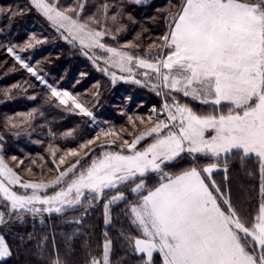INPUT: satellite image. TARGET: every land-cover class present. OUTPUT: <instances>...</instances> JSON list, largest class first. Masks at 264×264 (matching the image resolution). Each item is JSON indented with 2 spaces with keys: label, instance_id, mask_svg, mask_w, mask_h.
<instances>
[{
  "label": "snow or ice",
  "instance_id": "1",
  "mask_svg": "<svg viewBox=\"0 0 264 264\" xmlns=\"http://www.w3.org/2000/svg\"><path fill=\"white\" fill-rule=\"evenodd\" d=\"M86 2L79 0L77 7L61 8L59 0H30L65 40L74 45L78 42L82 54L89 56L91 52L89 59L94 63L103 60L107 67L101 71L117 68L127 73L119 79L164 95L160 110L164 118H159L156 109L152 110L157 116L155 122L151 115L147 121L129 116L133 130L137 120L147 125L131 141L121 135L128 132L125 128L119 132L101 129L79 148L60 155L58 162L54 159L58 175L47 182L23 179L2 154L0 136V226L29 214H64L83 207L85 202L91 207L102 200L104 222L110 225L112 206L123 202V215L136 235L122 231L121 236L134 254H146L142 264H154V253L161 256V264H264V0H180L178 6H172L175 11L165 17L167 31L160 37H150L152 43L143 52L141 33L123 44L117 40L127 31V26L118 22L124 15L122 5L111 11L113 5L105 3L96 13L82 18ZM130 2L140 4L141 0ZM127 18L136 23L130 13ZM108 21L113 22L115 31L106 26ZM105 37L117 46L104 43ZM32 47V43L25 45ZM96 50L106 55L98 56ZM7 52L42 79L13 46H8ZM110 75L115 83L116 73ZM137 75L143 79H137ZM46 86L60 105H70L69 111L77 109L93 117L77 96ZM173 92L212 110L198 112ZM93 95L98 98L100 93L97 90ZM224 107L226 112L221 110ZM37 111L7 117L5 127L27 125ZM102 136L115 139L105 142ZM117 140L122 141L117 145L119 150L104 151L99 156L90 147L97 142L102 147L116 145ZM57 151L50 146L53 157ZM89 153L93 158L86 163L83 158ZM237 153L243 157L255 155L260 160L261 198L253 213L236 208L228 192L212 178L219 167L215 161ZM68 157L76 159L71 162ZM186 158H190L186 166L168 170ZM199 159L213 162L199 164ZM11 160L17 165L24 163L16 156ZM150 174L158 180L153 187L147 183ZM112 190L116 194L108 196ZM104 237L101 256H90L88 264H111L112 241L107 232ZM53 248L51 264H67L55 250L54 238ZM10 255L9 245L0 234V259Z\"/></svg>",
  "mask_w": 264,
  "mask_h": 264
},
{
  "label": "trees",
  "instance_id": "2",
  "mask_svg": "<svg viewBox=\"0 0 264 264\" xmlns=\"http://www.w3.org/2000/svg\"><path fill=\"white\" fill-rule=\"evenodd\" d=\"M170 1L172 0H147L146 3L136 4L130 0H87L81 15L82 18H86L96 13L97 8L105 3L113 5L111 11L116 10V5H122L124 15L118 18V22L126 25L127 31L120 33L117 40L123 44L132 40L137 33H141L139 43H141L140 51L143 52L147 45L152 43L150 37H159ZM78 3L79 0H59L61 8L77 7ZM0 8L5 9L0 12L2 154L23 179L45 182L55 179L58 172L53 160L58 162L60 155L68 149L79 148L80 144L95 137L101 129L112 128L119 132L121 128H125L135 134L136 130H133L128 117L146 118L149 115L150 102L147 103L146 97L153 95L150 88L119 79L121 75L126 76V73H121L117 68L109 67L107 73L101 71L100 69L107 67L103 60L94 63L89 59L91 52L89 56L82 54L78 42L74 45L65 40L51 22L30 3V0H0ZM13 12L16 14L13 15ZM129 13L136 23L128 20ZM106 26L115 31L113 22L108 21ZM144 29L147 31L145 32ZM33 36L35 40L32 39ZM37 40L40 43H36ZM103 42L117 46L109 37H105ZM156 42L159 43V40ZM26 43H32L33 47L25 48ZM8 46H13L24 62L36 69L39 77L45 74L48 81L54 80L51 82L57 84L58 90H66L77 96L79 102L90 108L93 117L84 116L77 109L69 111L70 105H60L56 98L51 97L50 90L46 86L47 82L24 69L15 57L7 52ZM95 54L106 55L100 50H96ZM111 72L116 73L115 83L112 81ZM82 73L85 75L82 76ZM137 77L140 79L141 76L137 75ZM12 85L19 87L13 88ZM97 90L100 93L98 98L93 95ZM155 98L157 100L159 96L155 94ZM33 109L38 111L29 124L14 129L10 126L5 127L7 117L16 118L18 114L29 113ZM94 117L102 120L103 124H97L101 127L95 126ZM136 124L139 129L144 127L138 120ZM128 132L121 133L124 139L128 138ZM109 139L115 137H101V141L106 142ZM120 143L122 142L117 140L116 145L112 147L108 144L102 147L100 142H97L90 147L98 156L104 149L119 150L117 145ZM50 146L58 150L56 157L51 155ZM93 153L84 157V162H90ZM12 156L23 160L24 163L17 165L16 161L11 160ZM41 157L43 160L40 159ZM67 159L74 162L76 158ZM188 159L190 158L178 162L168 170L176 171L179 167L186 166ZM33 160L36 161L35 164L32 163ZM215 162L219 167L214 170L213 179L221 190L228 192L236 208L243 207L245 214L253 213L261 198L259 158L255 155L243 157L242 153H237L229 154L226 158L221 157ZM66 166H61V170ZM29 168L31 171H28ZM154 176L155 174L148 176L149 187L156 184V181H149ZM47 191L48 194L52 193V190ZM74 219H79L80 223L72 222ZM104 220L103 200L91 207L85 202L83 207L64 214L43 213L34 217L29 214L23 220H13L0 226V234L4 235L11 252V255L0 261V264H51L55 255L53 238L55 250L67 261V264H88L90 256H101L104 233L107 232L109 238H114ZM114 258L111 253V264H129L126 260L116 263Z\"/></svg>",
  "mask_w": 264,
  "mask_h": 264
},
{
  "label": "rangeland",
  "instance_id": "3",
  "mask_svg": "<svg viewBox=\"0 0 264 264\" xmlns=\"http://www.w3.org/2000/svg\"><path fill=\"white\" fill-rule=\"evenodd\" d=\"M147 0H141V4L142 3H146ZM180 3V0H172L169 2V4L167 5V13L164 15V19H163V22L164 24H162V30L161 32H159V37L162 36L165 31H167V27H166V24H165V17L169 15V12L170 11H175V8H173L172 6L173 5H176L178 6ZM1 9V8H0ZM41 13V12H40ZM42 14V13H41ZM43 15V14H42ZM160 42V41H159ZM22 58V56H21ZM23 59V58H22ZM139 71V70H138ZM140 71H143V70H140ZM127 75V73H126ZM42 79L43 81L47 82L46 84L48 85H52L53 87H56L57 84H53L52 82L54 80H51V81H48L47 80V76L45 74H43L42 76ZM138 79V77H137ZM140 79H143V77L141 76ZM124 81H127V82H130L129 80H124ZM155 82V81H153ZM136 84V83H134ZM136 87V86H135ZM151 89V87H148ZM163 91H167V90H163ZM150 92L153 94L152 96L150 95H147V103L150 105V109H148V113L149 115L148 116H152L153 117V122H155V120L157 119V116L156 114L153 113V109H156V112L157 113H160V110L165 102V96L164 95H158L157 94V91H153L152 89L150 90ZM155 94H157L159 96V98H155ZM173 95H176L178 99L181 100V102H188L190 103V106H192L195 110H197L198 112H203V113H208L210 112L212 109L209 107V106H205V105H201L198 101H191L190 98H183L182 97V94H178V93H175L173 92L172 93ZM145 95V94H144ZM143 95V96H144ZM154 97V98H153ZM152 102V104H151ZM154 102V103H153ZM156 102V105H154ZM171 102V101H169ZM222 111L226 112L227 111V107H224L221 109ZM147 116V117H148ZM138 117H143L144 116H138ZM147 117L145 118V121H147ZM160 119H163L164 118V114L163 113H160V116H159ZM95 123H96V127H101V125H97L98 123L100 124H103L102 120L100 118H95ZM144 127H141L140 129L137 128L136 131H135V134H137L139 131H142L144 130V128L147 126L146 124H143ZM130 128V127H129ZM129 133V132H128ZM128 135L126 138L127 140L131 141V139L134 138V135ZM124 139V138H123ZM147 139V138H146ZM119 142H122L121 140H118ZM147 142H150V139H147ZM144 142H142V145H143ZM112 147V145H111ZM104 151H115V149L113 148H108V149H104L102 150V152ZM101 152V153H102ZM100 153V154H101ZM99 156V155H98ZM212 160H208V159H202L198 161L199 164H208V163H211ZM170 171V170H169ZM173 171V170H172ZM213 178V177H212ZM150 182H153V181H156V184L158 183V180L156 178V175L151 178L149 180ZM155 184V185H156ZM43 191V190H42ZM52 194V193H50ZM115 191L112 190V191H109L107 193L108 196H111V195H115ZM125 208V204L123 202L119 203L118 205H114L112 206V211H111V217H112V222L109 226L110 228V231L112 233V235H114V238L111 239L112 241V254L115 256V260L114 262L118 263L120 261H123V260H126L129 264H142V258L144 260L147 259L146 257V254H134L130 249L129 247L127 246V244L123 241L122 239V236H121V232L123 231V233L125 235L127 234H132V235H136V232L130 227L129 225V221L127 220V218L123 215V209ZM253 208V207H251ZM241 212H244V208L241 207L240 208ZM120 232V233H119ZM5 241L7 242V240L5 239ZM8 244V242H7ZM111 253H110V256H111ZM142 255V256H141ZM141 256V257H140ZM140 257V258H139ZM7 257L3 258V259H0V261L6 259ZM136 258H139L138 260ZM153 260H154V264H161V256L158 254V253H154V257H153Z\"/></svg>",
  "mask_w": 264,
  "mask_h": 264
}]
</instances>
